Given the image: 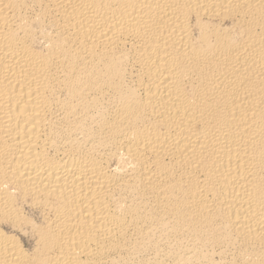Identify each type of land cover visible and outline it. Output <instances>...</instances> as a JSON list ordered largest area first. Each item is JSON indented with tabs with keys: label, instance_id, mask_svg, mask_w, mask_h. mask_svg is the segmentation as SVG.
Masks as SVG:
<instances>
[{
	"label": "bare ground",
	"instance_id": "obj_1",
	"mask_svg": "<svg viewBox=\"0 0 264 264\" xmlns=\"http://www.w3.org/2000/svg\"><path fill=\"white\" fill-rule=\"evenodd\" d=\"M0 264H264V0H0Z\"/></svg>",
	"mask_w": 264,
	"mask_h": 264
}]
</instances>
